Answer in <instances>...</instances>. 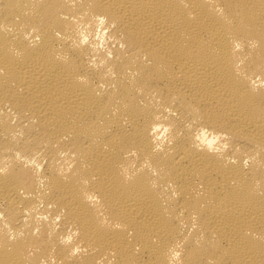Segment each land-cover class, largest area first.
Instances as JSON below:
<instances>
[{"label": "bare ground", "instance_id": "1", "mask_svg": "<svg viewBox=\"0 0 264 264\" xmlns=\"http://www.w3.org/2000/svg\"><path fill=\"white\" fill-rule=\"evenodd\" d=\"M0 264H264V0H0Z\"/></svg>", "mask_w": 264, "mask_h": 264}]
</instances>
